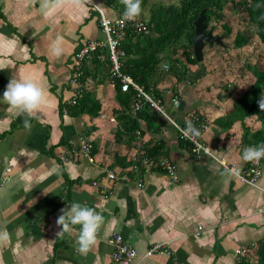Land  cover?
I'll return each mask as SVG.
<instances>
[{"label":"crops","instance_id":"obj_1","mask_svg":"<svg viewBox=\"0 0 264 264\" xmlns=\"http://www.w3.org/2000/svg\"><path fill=\"white\" fill-rule=\"evenodd\" d=\"M43 3L0 0V97L10 79L21 76L33 79L46 94V102L31 117L0 102V231L10 235L0 244V264H113L114 232L137 250L133 264H264V158L256 185L219 161L251 176V161L243 151L255 146L262 123L255 114L232 111L253 80L227 73L218 78L213 67L193 64L181 81L168 73L157 83L164 98H181L179 108L167 105L174 122L187 125L192 111L204 118L199 139L212 155H197L171 119L145 105L153 116L150 121L145 113L137 115L133 103L124 106L116 90L119 79L111 73L103 78L107 63L98 67L96 77L92 73L85 81L81 75L72 81L75 73H82L84 61L97 56L80 63L75 52L87 40L105 38L98 14L90 13L92 5L110 17L122 11L108 0ZM57 46L59 56L53 52ZM77 85L78 103L84 93H92L99 115L69 104ZM131 114L141 126L135 139L125 125ZM83 134L92 137L93 162L72 155ZM147 145H160L158 164L146 156ZM163 159L173 162L177 180L160 166ZM109 171L119 178L111 180ZM73 202L95 208L104 218L87 252L78 250L79 225L59 233L56 223ZM155 244H165L171 254L148 255ZM244 247L248 254L238 257Z\"/></svg>","mask_w":264,"mask_h":264},{"label":"trees","instance_id":"obj_2","mask_svg":"<svg viewBox=\"0 0 264 264\" xmlns=\"http://www.w3.org/2000/svg\"><path fill=\"white\" fill-rule=\"evenodd\" d=\"M229 1L232 0H179L178 3L159 4L160 6L158 5L157 9L152 11V17L155 20H152L153 23L149 21L151 32L148 35L131 33L122 42L128 58L124 72L129 74L138 84L143 85L147 92H153L166 102L168 97L164 98V92L156 87L157 83L168 73L174 74L177 80L181 81L188 76L190 65L201 64L195 56L192 40L195 33L194 21L199 16L200 11L207 7L205 12L207 28L208 30H214V27H210L211 21L224 18V9ZM108 2L122 11L121 14L125 12V6L121 3V0H108ZM247 14L249 22L256 26V34L264 43V0H252L247 7ZM226 28L230 30V27L226 26ZM135 36H138L137 40ZM216 45L218 44H212L208 47ZM203 52L205 57V51L203 50ZM106 59H98L97 56L92 57L91 60L86 59L82 65L81 78L85 81L92 73L93 77H96L98 67L102 66L103 63H107L106 73L103 75L105 79L110 74L109 61ZM89 61L93 62L92 66H95L96 69L88 66L87 62L89 63ZM163 63H168V72H165ZM255 75L256 78L253 79L252 84L239 98L232 112H243L244 115L248 116L257 115L262 127L255 133L254 144L259 145L264 143V110L259 107V101L264 96V69H260ZM239 77L246 79L242 74ZM104 79H100L99 82ZM121 85V81L116 80L117 95L120 96L124 106H132L137 91L133 86L128 91H123ZM170 103L168 101L166 104ZM78 104L80 112H87L94 117L100 113V106H96L98 102L92 93H84ZM149 112L151 110L147 108L138 112L137 115L145 113L148 120L152 121L153 116ZM200 120L199 124L202 125L204 118L201 116ZM125 123L128 135L131 139H135L136 131L141 127L138 123V116L132 114L127 116ZM145 149L146 156L154 159L158 164L160 157L163 156L160 145H154L153 147L147 145Z\"/></svg>","mask_w":264,"mask_h":264},{"label":"built area","instance_id":"obj_3","mask_svg":"<svg viewBox=\"0 0 264 264\" xmlns=\"http://www.w3.org/2000/svg\"><path fill=\"white\" fill-rule=\"evenodd\" d=\"M92 6L93 9L90 11V13L92 14L93 12H96L98 14L99 25L105 35V38L85 41L81 48L75 52L74 59L81 63L89 56L97 55L99 58L106 56L111 64V78L119 79L121 81V88L123 91H128L131 86H133V88L137 91L136 99L133 102V110L135 112L141 111L146 105L147 107L162 113L173 121L170 114L168 113L166 103L169 101L171 102L170 104L172 107L179 108L181 106V98L177 95H174L172 98L170 97L169 99H166V102H164L162 98L148 93L143 86L138 84L129 74L124 72V63L127 56L122 42L131 33L137 35H148L151 32L149 20L146 19L141 13L134 19L126 17L124 15L125 12L115 17H110L96 4H93ZM164 67L166 70L169 69L168 64H165ZM81 74L82 73H80V71L75 73V75H73L72 81L77 82ZM80 95L81 92L79 85H77L75 94L69 100V104L78 103V98ZM200 117L201 116L198 113L193 112L190 114V121L187 125L179 124L174 121L173 122L178 127L181 139L191 143V150L193 153L198 155L204 152L212 155L210 148L199 139L203 130L206 128L205 120L202 125L199 124L201 122ZM189 124L194 125L199 130V136H193L188 131ZM92 141L93 140L90 135L83 134L80 138L79 146L72 149V155L76 158L82 156L93 162L94 157L92 153ZM219 161H221L223 166L228 171L237 174V176L240 177L244 182L251 185H256L259 177L262 175V158L258 162L251 161L249 166L251 176L237 172L234 165H230L224 160L219 159ZM160 166L164 168L174 180H177L176 167L172 161L163 159L160 161ZM10 171L11 169L8 168L7 172ZM108 177L111 180L119 178L118 174L114 171H109ZM7 180H9V175L3 178L4 182ZM103 186V189H105L106 184H103ZM110 243L113 246V264H133V260L137 255V250L124 238L121 233L114 232L110 239ZM248 250L249 248L246 247L239 248L237 251L238 257L248 254ZM154 253L171 254V251L167 249L165 244H155L152 248H150V250H148L147 254L152 255Z\"/></svg>","mask_w":264,"mask_h":264},{"label":"clouds","instance_id":"obj_4","mask_svg":"<svg viewBox=\"0 0 264 264\" xmlns=\"http://www.w3.org/2000/svg\"><path fill=\"white\" fill-rule=\"evenodd\" d=\"M60 0H56L59 3ZM142 0H121L125 6L124 15L134 19L140 15ZM50 0H44L43 7H48ZM53 52L59 56L61 48L57 46ZM0 102L7 103L10 106L18 107L21 112L28 117L32 116L34 111H37L46 102L45 90L36 83L33 79L12 78L6 86L3 96L0 97ZM259 107L264 110V96L259 101ZM25 127L30 126V120L23 121ZM188 131L193 136H199V130L189 124ZM243 157L246 161L258 162L264 158V143L248 146L243 151ZM62 214L57 218V225L60 226L59 233H70L72 226L79 225V236L77 239L78 250L87 252L96 242V233L100 225L103 223V216L96 211L95 208L89 207L87 204L73 202L68 208L61 210ZM10 235L6 231H0V244L8 241Z\"/></svg>","mask_w":264,"mask_h":264},{"label":"rangeland","instance_id":"obj_5","mask_svg":"<svg viewBox=\"0 0 264 264\" xmlns=\"http://www.w3.org/2000/svg\"><path fill=\"white\" fill-rule=\"evenodd\" d=\"M179 0H143L141 2V13L143 12L149 21L155 20L152 17L153 9L159 4L178 3ZM252 0H232L224 9L222 20L213 19L210 27H214L215 34L223 36L226 46L216 45L204 49L206 64L201 63L202 68L211 69L218 78L221 74L227 73L239 77L242 74L249 82L256 78V72L264 69V43L256 34V26L249 22L247 7ZM160 6V5H159ZM158 14V13H157ZM156 14V15H157ZM153 23V21H152ZM227 27H230L228 30ZM204 63V64H203ZM203 64V65H202ZM204 68V69H205ZM204 69L203 73H205Z\"/></svg>","mask_w":264,"mask_h":264},{"label":"water","instance_id":"obj_6","mask_svg":"<svg viewBox=\"0 0 264 264\" xmlns=\"http://www.w3.org/2000/svg\"><path fill=\"white\" fill-rule=\"evenodd\" d=\"M207 7L200 11L199 16L194 21L195 33L192 38L194 44V53L199 62L204 58V48L207 44H218L221 46H226L223 36L220 34H215L213 30H208L206 20L207 16L205 14Z\"/></svg>","mask_w":264,"mask_h":264}]
</instances>
